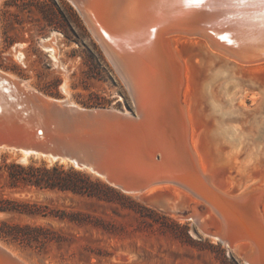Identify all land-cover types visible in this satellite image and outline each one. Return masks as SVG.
<instances>
[{"label": "rangeland", "instance_id": "rangeland-1", "mask_svg": "<svg viewBox=\"0 0 264 264\" xmlns=\"http://www.w3.org/2000/svg\"><path fill=\"white\" fill-rule=\"evenodd\" d=\"M61 21L68 34L50 25ZM227 66L219 63L209 69L213 77L205 79V118L221 140L216 144L221 142L217 145L222 152L233 156L234 166L258 167L262 172L257 178L239 176L242 182L253 179L248 183L264 185V81L255 82L248 72L243 75ZM0 70L26 94L31 90L85 108L134 111L128 89L71 0H0ZM13 163L23 168L12 167ZM55 165L68 171L84 193L40 189L23 182L11 185L10 171L23 176L30 173L27 167L33 166L37 174L38 169ZM73 171L82 175L74 176ZM2 199L36 204L32 209L46 215L0 212V220L44 226L62 238L22 242L0 236V242L29 264H245L240 255L186 218L188 209L177 216L72 163L35 156L23 160L19 152L0 150ZM207 208L200 204L204 214ZM62 212L81 214L85 221L53 216Z\"/></svg>", "mask_w": 264, "mask_h": 264}, {"label": "bare ground", "instance_id": "bare-ground-1", "mask_svg": "<svg viewBox=\"0 0 264 264\" xmlns=\"http://www.w3.org/2000/svg\"><path fill=\"white\" fill-rule=\"evenodd\" d=\"M71 1L79 7L86 24L124 82L135 111H121L114 107L85 108L70 99H53L37 91L29 90L26 94L0 70V121L14 118H140L144 127L150 130L146 140L138 144L139 149L147 148L140 163L164 170L165 174L157 172L164 174L157 177H171L189 187L165 179V182L144 191L130 192L127 188L123 191L142 199L170 191L175 198L164 205L165 210L182 216L188 209L186 218L194 220L203 233L229 251L240 255L245 264H264V185L258 182L249 184L253 179L242 182L243 177L257 178L262 172L258 167L244 168V171V166H234L233 156L224 154L217 145L219 142L216 144L219 136L212 132V125H208L203 107L207 95L205 79L213 77L209 75V69L215 64L228 65L237 73L248 72L254 76L255 82L264 81V58L243 62L235 54L218 47H236L234 49L238 52L240 48L248 50L264 44V24L255 25L252 21L253 16L264 15V0L251 3L241 0L243 4L236 6L243 10L241 13L247 17V22H240L227 31L232 34L229 39L234 46L221 41L216 43L206 32L197 37L187 36L181 29L163 32L180 25V16L194 13L197 7L187 5L185 0H87L96 16L93 15L95 22L118 53V60L89 22L85 5L77 0ZM175 2L178 4L171 7ZM203 3L209 7L233 5L227 4L228 0H204ZM261 16L259 19H263ZM48 49L53 51L51 47ZM196 57L200 59L195 61ZM34 95L38 96V101ZM28 125L36 140L48 139L43 126ZM8 148L19 152L23 160L35 156L45 157L50 162L72 163L110 181L74 158L32 148L0 145V150ZM158 153L161 154L159 157ZM136 165H139L138 161ZM136 168L127 175L128 178L149 176L147 170ZM200 204L208 207L207 215L200 210ZM207 217L214 219L209 222ZM213 227L217 230L214 231ZM0 264L29 263L0 242Z\"/></svg>", "mask_w": 264, "mask_h": 264}, {"label": "water", "instance_id": "water-1", "mask_svg": "<svg viewBox=\"0 0 264 264\" xmlns=\"http://www.w3.org/2000/svg\"><path fill=\"white\" fill-rule=\"evenodd\" d=\"M77 1L85 5L83 6L89 22L101 36L100 40L104 42L114 58L118 60V53L108 40V36L101 31L95 22L93 18L95 14L91 10L90 4H88L87 0ZM230 1L228 0L227 4H233L231 7L223 4H220L219 7H209L203 3L195 8L196 10L194 9L195 11L192 15L180 16V22H182L180 25L169 27L166 30L164 29L163 32L181 29L185 31L183 34L191 37H197L201 32H206L213 36L216 43L217 41H221L227 43V45L234 46L232 40L229 39L232 34L227 31L237 27L240 22H247L245 19L247 17L241 13V8L236 7L238 4H243L241 0H232L236 1L234 3H230ZM245 1L246 3H251L255 0ZM176 4L178 3H173L171 7ZM74 5L80 11L75 3ZM80 13L84 17L81 11ZM257 15L252 17L253 23L255 25L264 24V15ZM260 16L263 19H259ZM218 47L221 50L224 49L235 54L243 62L264 58V44L262 46H252L248 50L240 48L238 52L234 49L236 47L233 49L221 45ZM34 96L38 101V96ZM28 123L43 126L47 132L48 139L46 141L36 140L34 132ZM149 133L150 130L148 131L144 127L140 118H14V120L0 121V145L32 148L44 153H53L74 158L82 164H85V166H90L99 174L108 177L110 179L108 182L121 190L127 188L130 192L144 191L148 187L160 184L169 179L177 182L184 188L189 187L184 182L171 177H157L163 176L165 174L164 170L151 167L149 164L140 163L142 160L141 157L147 148L139 149L140 146L138 144L139 142H143ZM160 155L158 153L157 157ZM137 161L139 165H136ZM136 167H141L142 171L147 170L149 176H139L133 179L128 178L127 175L129 173L138 169ZM160 171L164 174L157 173ZM147 178L149 179L145 180ZM174 198L170 192L163 191L150 195L145 199V202L164 209V205L169 200H174ZM205 215L207 214L205 213ZM211 219H214V217H207V221L210 222ZM212 229L214 231L217 230L216 227Z\"/></svg>", "mask_w": 264, "mask_h": 264}, {"label": "trees", "instance_id": "trees-1", "mask_svg": "<svg viewBox=\"0 0 264 264\" xmlns=\"http://www.w3.org/2000/svg\"><path fill=\"white\" fill-rule=\"evenodd\" d=\"M70 9L73 11L76 20L79 24L82 25V21L78 13L74 10L73 6L70 5ZM45 10V9H44ZM50 24L53 27L61 29L64 33L68 34V30L65 24L61 21L58 24L51 22ZM83 26V25H82ZM84 28V26H83ZM12 167H21V165H17L13 163ZM26 170H29L30 173L21 176L20 174L10 171L9 176L11 178V185L17 186L19 182H23V184H29L36 186L40 189H57L64 192L72 191L74 193H84V190L75 182L74 178H71V175H68V171L63 169L62 166L55 165L52 169H38L37 174L35 172V168L33 166L27 167ZM74 176H81L82 173L73 171ZM72 175V176H73ZM32 206H36V204H30L26 201H21L17 199H2L0 200V212L5 213H26L29 215H43L46 214L40 212L39 210H33ZM54 217L58 218L61 221H69V222H78L84 219L81 217V214H75L69 216L65 213L54 214ZM0 236L1 237H10L14 240H19L22 242H32V241H45V240H55L61 241V237L59 235H52V231L49 228L44 226H31V225H18L11 224L6 220H0Z\"/></svg>", "mask_w": 264, "mask_h": 264}, {"label": "snow or ice", "instance_id": "snow-or-ice-1", "mask_svg": "<svg viewBox=\"0 0 264 264\" xmlns=\"http://www.w3.org/2000/svg\"><path fill=\"white\" fill-rule=\"evenodd\" d=\"M203 2L204 0H185V3L192 7H199Z\"/></svg>", "mask_w": 264, "mask_h": 264}]
</instances>
